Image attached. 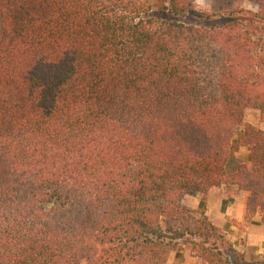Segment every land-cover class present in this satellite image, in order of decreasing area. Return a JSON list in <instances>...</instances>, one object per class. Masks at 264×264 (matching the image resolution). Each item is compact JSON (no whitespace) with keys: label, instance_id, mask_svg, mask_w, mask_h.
I'll return each mask as SVG.
<instances>
[{"label":"trees","instance_id":"16d2710c","mask_svg":"<svg viewBox=\"0 0 264 264\" xmlns=\"http://www.w3.org/2000/svg\"><path fill=\"white\" fill-rule=\"evenodd\" d=\"M250 109L264 123V0H0V264H170L181 243L232 264L184 200L264 211Z\"/></svg>","mask_w":264,"mask_h":264},{"label":"crops","instance_id":"0c3cea01","mask_svg":"<svg viewBox=\"0 0 264 264\" xmlns=\"http://www.w3.org/2000/svg\"><path fill=\"white\" fill-rule=\"evenodd\" d=\"M246 192L240 191L233 197L228 198L223 187L215 188L205 196H189L186 197L184 203L196 210L203 212L210 220L223 231L224 234L233 242L238 237H244L247 246L256 247V253L259 255L264 253V211H257L251 221L246 226L245 232L240 236L238 228L234 222H242L246 215ZM240 251H244V247H237ZM178 256L176 253L171 257V264H179L174 262V258ZM186 264V263H181Z\"/></svg>","mask_w":264,"mask_h":264},{"label":"rangeland","instance_id":"374dc122","mask_svg":"<svg viewBox=\"0 0 264 264\" xmlns=\"http://www.w3.org/2000/svg\"><path fill=\"white\" fill-rule=\"evenodd\" d=\"M255 10V7H252ZM160 19H166V20H173L176 19L180 22H184L186 24H193V25H202V26H207L209 23H204L200 20H198L197 18L194 17H186V18H174L172 16L169 15H161L159 16ZM245 121L247 123H250L260 129L264 130V123H262L260 121L259 118V112L257 110H247L245 113ZM247 150L245 148H240L237 152H236V157L241 159V160H245L247 159ZM235 226L238 228L239 232H240V236L245 232L246 226L248 225V223H244V221L242 222H234ZM222 231V230H221ZM223 233V231H222ZM224 234V233H223ZM225 238H227V240L230 242V244L235 248V250L238 252V255L236 257H232V264H252V262L256 261V260H262L264 257V253L263 254H257L256 253V247L254 246H247L245 244V240L244 237H238L237 239H235L233 242L228 238V236L226 234H224ZM239 245L244 247V251H240L242 249H238L237 247H239ZM179 255L176 256L174 258V262H178V263H186V264H205L202 260H200L199 258L195 257L190 249V245L189 244H185V243H181L179 246ZM175 252H171L168 256V262L171 264L172 260L171 257L173 256ZM171 256V257H170Z\"/></svg>","mask_w":264,"mask_h":264}]
</instances>
